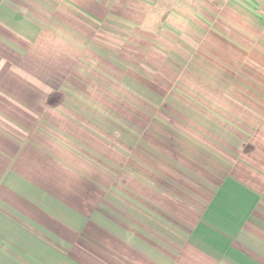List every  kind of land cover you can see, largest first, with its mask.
Returning <instances> with one entry per match:
<instances>
[{
  "label": "crops",
  "instance_id": "0c3cea01",
  "mask_svg": "<svg viewBox=\"0 0 264 264\" xmlns=\"http://www.w3.org/2000/svg\"><path fill=\"white\" fill-rule=\"evenodd\" d=\"M105 37L179 75L228 77L259 120L241 136L198 96L149 90L148 106L179 108V131L104 114L73 61L118 68ZM261 77L264 0H0V264H264Z\"/></svg>",
  "mask_w": 264,
  "mask_h": 264
},
{
  "label": "rangeland",
  "instance_id": "374dc122",
  "mask_svg": "<svg viewBox=\"0 0 264 264\" xmlns=\"http://www.w3.org/2000/svg\"><path fill=\"white\" fill-rule=\"evenodd\" d=\"M105 39L109 40V42L105 40L102 46H98L102 47L109 54L118 49L121 57L119 58L121 64L118 68L111 66L110 62L105 59L99 61H73V67L83 71L76 78L79 77L80 80L87 82L93 88L103 90L104 98L100 96V93L96 92L92 93L89 91L87 95H89V101L97 99L101 104L109 105L101 110L104 114L107 113L108 115L125 119L128 116H135L136 129H139L138 131L141 133H149V135L155 138L159 137V133L167 135L169 133L166 132L167 130L179 131V108H172L165 104H162L163 106L161 107L153 106L156 103L153 96L157 95L159 97L167 94L169 98L177 101L179 99L185 100L190 105V102L193 101L192 97H196L197 99L198 96V101L204 102V104L197 108L202 115L209 116L214 121L221 123L220 125L225 128L230 129L232 126L233 129L231 128V131H234L235 128L238 131H242L241 133L243 134L241 136H244L245 129L249 130L259 120V113L256 109H251L247 106H237L236 102H234L235 100L228 94V91H225V87L230 86L228 84L230 82L228 77L199 76L194 75L197 73L195 71L192 75L188 73L179 75V63L177 61H167L168 64L165 68L161 67L159 60L158 62L153 61L151 64H147L142 58L143 50L139 48L140 46L128 45L122 42L119 45H115L110 42L109 37H105ZM132 54L134 55V59H131ZM127 55L130 57H127ZM86 64L90 72L84 75ZM92 72L97 73V75ZM101 72L104 73V76L100 75ZM128 78L132 79L136 85H140V89L134 95L133 92H128L122 87L123 80ZM261 78L263 79L262 86L264 89V77ZM74 82L76 81L74 80L72 83ZM147 90L153 95V104L151 106H148L145 102ZM111 99L115 101L114 105L116 107H111ZM56 120L58 121L59 119L57 118ZM240 126L241 130L239 129ZM113 142L116 143L117 141ZM120 143L121 146L126 145L124 141H120ZM110 144H108L110 148L106 149L103 153L109 152L112 154V151L110 152L109 150L111 148L115 149L113 147L115 145ZM120 149L122 151L124 148L120 147ZM114 151L115 158L117 157L122 164L123 157L121 156L123 155L121 151L117 152V149Z\"/></svg>",
  "mask_w": 264,
  "mask_h": 264
}]
</instances>
